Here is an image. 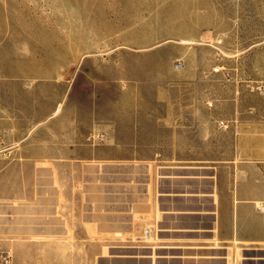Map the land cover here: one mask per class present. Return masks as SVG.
<instances>
[{
  "label": "rangeland",
  "instance_id": "rangeland-1",
  "mask_svg": "<svg viewBox=\"0 0 264 264\" xmlns=\"http://www.w3.org/2000/svg\"><path fill=\"white\" fill-rule=\"evenodd\" d=\"M5 78L34 97L72 84L108 131L87 140L114 147L77 179L94 194L84 243L15 244L20 202L0 200V264H264V161L247 155L264 138V0H0Z\"/></svg>",
  "mask_w": 264,
  "mask_h": 264
},
{
  "label": "crops",
  "instance_id": "crops-1",
  "mask_svg": "<svg viewBox=\"0 0 264 264\" xmlns=\"http://www.w3.org/2000/svg\"><path fill=\"white\" fill-rule=\"evenodd\" d=\"M10 83L7 78L0 80V200L11 201L12 208L14 201L20 202L19 229L28 238L15 244L84 243L86 232L79 221L93 216L89 214L92 206L87 210L80 200L90 203L94 194L92 188L78 189L77 179L94 167L98 174L100 163L108 159L109 149L114 147L110 140L104 138L97 144L87 140L90 132L108 131L93 127V116L78 115L72 84L65 93H39L34 97L11 93ZM249 147L248 159L263 162L264 138ZM239 195L234 200L233 229L241 207L242 212L246 207L240 203L254 197L252 192ZM82 208L89 213L82 216ZM248 211L259 218L252 206L248 205Z\"/></svg>",
  "mask_w": 264,
  "mask_h": 264
},
{
  "label": "bare ground",
  "instance_id": "bare-ground-1",
  "mask_svg": "<svg viewBox=\"0 0 264 264\" xmlns=\"http://www.w3.org/2000/svg\"><path fill=\"white\" fill-rule=\"evenodd\" d=\"M149 229H150V227H146L145 228V238L147 240H151L152 239V234H148Z\"/></svg>",
  "mask_w": 264,
  "mask_h": 264
},
{
  "label": "built area",
  "instance_id": "built-area-1",
  "mask_svg": "<svg viewBox=\"0 0 264 264\" xmlns=\"http://www.w3.org/2000/svg\"><path fill=\"white\" fill-rule=\"evenodd\" d=\"M263 203L264 202H259L258 207L264 213V204ZM151 233H152V231H151V229H149L148 234H151Z\"/></svg>",
  "mask_w": 264,
  "mask_h": 264
}]
</instances>
